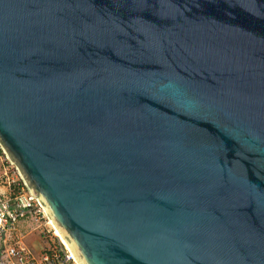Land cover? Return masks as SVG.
<instances>
[{
    "label": "water",
    "instance_id": "obj_1",
    "mask_svg": "<svg viewBox=\"0 0 264 264\" xmlns=\"http://www.w3.org/2000/svg\"><path fill=\"white\" fill-rule=\"evenodd\" d=\"M0 148L80 264H264V0H0Z\"/></svg>",
    "mask_w": 264,
    "mask_h": 264
},
{
    "label": "built area",
    "instance_id": "obj_2",
    "mask_svg": "<svg viewBox=\"0 0 264 264\" xmlns=\"http://www.w3.org/2000/svg\"><path fill=\"white\" fill-rule=\"evenodd\" d=\"M0 163V264H80L1 148Z\"/></svg>",
    "mask_w": 264,
    "mask_h": 264
},
{
    "label": "bare ground",
    "instance_id": "obj_3",
    "mask_svg": "<svg viewBox=\"0 0 264 264\" xmlns=\"http://www.w3.org/2000/svg\"><path fill=\"white\" fill-rule=\"evenodd\" d=\"M52 223H53V222H52ZM53 225H54V224H53ZM54 229H55V232H54L55 236H56L59 240H61V242H62L65 246H67V247L70 249V248H71L70 245L67 243V241L65 240L63 234L58 230V228H56L55 225H54Z\"/></svg>",
    "mask_w": 264,
    "mask_h": 264
},
{
    "label": "rangeland",
    "instance_id": "obj_4",
    "mask_svg": "<svg viewBox=\"0 0 264 264\" xmlns=\"http://www.w3.org/2000/svg\"><path fill=\"white\" fill-rule=\"evenodd\" d=\"M0 173H1V163H0ZM37 239H38V241H39L41 244H43V241H41L39 237H37ZM33 240H34V237H30V238H28V242H29V243L32 242Z\"/></svg>",
    "mask_w": 264,
    "mask_h": 264
},
{
    "label": "crops",
    "instance_id": "obj_5",
    "mask_svg": "<svg viewBox=\"0 0 264 264\" xmlns=\"http://www.w3.org/2000/svg\"><path fill=\"white\" fill-rule=\"evenodd\" d=\"M3 191V189L0 187V192H2Z\"/></svg>",
    "mask_w": 264,
    "mask_h": 264
}]
</instances>
